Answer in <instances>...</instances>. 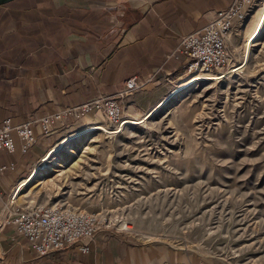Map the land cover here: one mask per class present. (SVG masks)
I'll return each mask as SVG.
<instances>
[{
	"label": "rangeland",
	"instance_id": "obj_1",
	"mask_svg": "<svg viewBox=\"0 0 264 264\" xmlns=\"http://www.w3.org/2000/svg\"><path fill=\"white\" fill-rule=\"evenodd\" d=\"M260 9L230 36L222 80L193 85L143 125L71 142L15 205L100 214L121 248L116 264H264V29L245 44ZM189 78L143 85L124 102V119L141 118Z\"/></svg>",
	"mask_w": 264,
	"mask_h": 264
},
{
	"label": "crops",
	"instance_id": "obj_2",
	"mask_svg": "<svg viewBox=\"0 0 264 264\" xmlns=\"http://www.w3.org/2000/svg\"><path fill=\"white\" fill-rule=\"evenodd\" d=\"M231 1L12 0L1 5L0 122L10 118L18 125L112 96L132 76L142 86L173 85L187 78L181 62L167 56L180 38L201 31ZM250 23L243 29L248 30ZM84 122L87 125H75L61 139V133L42 137L35 127L38 143L27 156L0 152L1 161L17 164L2 181L1 202L28 178L24 177L31 166L55 142L54 147L72 133L96 125L93 116ZM3 215L0 207V219ZM111 239L98 233L87 255L73 247L37 258L22 237L4 228L0 264H116L121 248Z\"/></svg>",
	"mask_w": 264,
	"mask_h": 264
},
{
	"label": "built area",
	"instance_id": "obj_3",
	"mask_svg": "<svg viewBox=\"0 0 264 264\" xmlns=\"http://www.w3.org/2000/svg\"><path fill=\"white\" fill-rule=\"evenodd\" d=\"M257 1L259 0H232L228 8L215 12L213 19L201 31L180 38L175 50L167 58L181 62L187 78L198 74L222 73L232 62L228 40L236 28L246 21ZM141 86L140 79L132 76L112 96H99L84 104L64 108L38 120L18 125H14L10 118H5L0 122V152L6 156L17 153L27 156L38 143L35 127L46 138L66 131L73 124H83L88 116H93L96 123L103 119L106 129L114 131L125 120L124 102ZM50 148L31 166L28 177L34 173L39 175L50 172ZM16 169V163L0 159V188L4 177ZM15 192L14 190L4 203L0 198L1 212L4 214L0 219V230L10 228L22 237L37 258L73 247L80 254L87 255L91 243L105 228L100 214L69 205H15Z\"/></svg>",
	"mask_w": 264,
	"mask_h": 264
},
{
	"label": "bare ground",
	"instance_id": "obj_4",
	"mask_svg": "<svg viewBox=\"0 0 264 264\" xmlns=\"http://www.w3.org/2000/svg\"><path fill=\"white\" fill-rule=\"evenodd\" d=\"M258 4H261L262 9L259 10V12L257 14L254 13L253 16H251L252 18H256L255 20V24L256 26L254 27L253 32L248 35L245 41V44H247L248 42L252 43L255 42L257 40V38L259 37V35L262 33L263 29H264V0H259L257 1V3L254 5V8L258 7ZM254 10V9H253ZM252 10V11H253ZM252 11H250L249 15L252 13ZM248 15V17H249ZM257 15V17H256ZM247 17V19H248ZM250 18V17H249ZM246 19V21H247ZM254 20V19H253ZM245 21V22H246ZM252 21V20H251ZM243 59H242V64L241 66H237L234 67L232 69V71L234 69H239L241 70L247 63V52L243 53ZM231 71V72H232ZM230 72V73H231ZM236 74V73H234ZM223 77L221 75L218 74H214V76H212V74L209 75H193L191 78L187 79L186 81L182 82L180 85L176 86L173 91H171V93L164 98V100L159 103L153 110L152 112H150V114H147L144 118L142 119H136V120H127L125 119L124 122L122 123V125L117 128L114 131H110L108 129H106V127L104 125H93L87 128H84L81 131L72 133L71 135L67 136L65 139H63L56 147H54L49 155V159L51 161V163L54 160V157L59 154L60 152L66 150L67 146L69 144H71V142H74L76 140H81L84 137L90 136L92 134H105V135H115V134H119L122 133L123 129H125L127 126H137L143 123H145L146 120L150 119L152 116H154V114H156L157 112H159L158 110L164 106L170 99H172L174 96L186 91L187 89H189L190 87H192L193 85H196L197 83H202V82H214L217 81L219 82L220 80H222ZM41 174L37 175V173H34L33 175H31L30 177H28L26 180H24L20 186L18 188H16V192L14 195V200H18L20 197V194L23 190H25L27 187H29Z\"/></svg>",
	"mask_w": 264,
	"mask_h": 264
},
{
	"label": "water",
	"instance_id": "obj_5",
	"mask_svg": "<svg viewBox=\"0 0 264 264\" xmlns=\"http://www.w3.org/2000/svg\"><path fill=\"white\" fill-rule=\"evenodd\" d=\"M10 1H12V0H0V6L7 3V2H10Z\"/></svg>",
	"mask_w": 264,
	"mask_h": 264
}]
</instances>
